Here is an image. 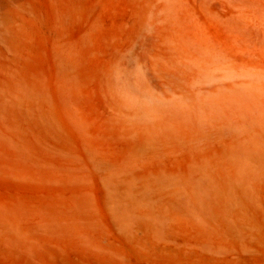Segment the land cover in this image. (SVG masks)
Wrapping results in <instances>:
<instances>
[{
	"label": "rangeland",
	"instance_id": "rangeland-1",
	"mask_svg": "<svg viewBox=\"0 0 264 264\" xmlns=\"http://www.w3.org/2000/svg\"><path fill=\"white\" fill-rule=\"evenodd\" d=\"M0 16V264H264V0Z\"/></svg>",
	"mask_w": 264,
	"mask_h": 264
},
{
	"label": "bare ground",
	"instance_id": "bare-ground-1",
	"mask_svg": "<svg viewBox=\"0 0 264 264\" xmlns=\"http://www.w3.org/2000/svg\"><path fill=\"white\" fill-rule=\"evenodd\" d=\"M0 18H2L1 16H0ZM7 20V19H6ZM4 22V21H3ZM5 23H6V21H5ZM2 25V24H1ZM5 25V24H4ZM5 27H6V25H5ZM3 30H4V28H3ZM2 30V31H3ZM0 35H2V34H0ZM1 38V37H0ZM5 38V37H4ZM20 87H22V86H20ZM132 89V88H131ZM144 90V89H143ZM14 91V93L13 94H15V96H16V90L14 89L13 90ZM17 91H18V89H17ZM20 91H18V93H19ZM22 93V92H21ZM12 94V93H11ZM6 95V94H5ZM28 96V95H27ZM38 95H35V99H36V97H37ZM143 97H144V99L146 100V101H150V102H152V109H155V110H157V109H160L161 110V108L163 109V108H165L166 107V105L164 104V102L161 100V99H159V98H156L152 93H149V92H147V91H143V95H142ZM13 97V96H12ZM22 97V96H21ZM24 97H25V95H24ZM24 97H22V98H24ZM15 98V97H14ZM33 98H34V96H33ZM147 103V102H146ZM15 106H17L16 104H15ZM18 107V106H17ZM176 108V107H175ZM159 111V110H158ZM253 121V120H252ZM260 141V140H259ZM259 143V142H258ZM264 144V143H263ZM262 143H261V145H263ZM257 146V145H256ZM260 146V145H259ZM259 146H258V148H259ZM263 148H264V146H263ZM260 149H262V147L260 148ZM260 149H259V152L261 153V151H260ZM244 150V149H243ZM246 150V149H245ZM244 150V151H245ZM258 150V149H257ZM247 152L249 151V150H246ZM245 151V152H246ZM250 151H252V150H250ZM244 152V153H245ZM258 152V153H259ZM241 153V152H240ZM257 153V152H256ZM255 153V154H256ZM249 154V153H248ZM241 155H243V156H245L244 157V161L243 162H245L246 160H247V158H246V153H245V155L243 154V153H241ZM240 155V157L237 159L238 161H239V159L240 160H242V157L243 156H241ZM257 155V154H256ZM254 156V155H253ZM252 156V157H253ZM249 158H250V155H249ZM258 158H259V156H258ZM252 159V158H251ZM251 159H248L249 161H251ZM260 159H261V157H260ZM259 159V161L258 162H260L261 160ZM257 160V158L255 159V161ZM249 161H246V166H247V164H249L250 165V162ZM263 161H264V159H263ZM242 162V161H241ZM252 162V161H251ZM237 164V163H236ZM244 164V163H243ZM258 164V163H257ZM253 165V164H252ZM241 166V165H240ZM248 167V166H247ZM252 167V166H251ZM239 168V167H238ZM250 170H252L251 168H250ZM246 173V172H245ZM241 174H242V172H241ZM238 179H239V177H238ZM200 189V188H199ZM201 190V189H200ZM203 192H204V189H203ZM127 194H128V192H127ZM130 194H131V192H130ZM130 194L128 195V196H130ZM203 194V193H202ZM201 194V195H202ZM204 194H205V192H204ZM200 195V196H201ZM125 196V195H124ZM124 196H120V198H122V197H124ZM118 199V200H121V199ZM132 198V197H131ZM127 202V200H123V202ZM119 204V203H118ZM125 204H127V203H124V207L127 209V207H128V205H127V207L125 206ZM121 205V204H120ZM123 208V207H122ZM121 208V209H122ZM123 210H124V208H123ZM124 212H125V210H124ZM157 223V222H156ZM151 224H153V223H151Z\"/></svg>",
	"mask_w": 264,
	"mask_h": 264
}]
</instances>
